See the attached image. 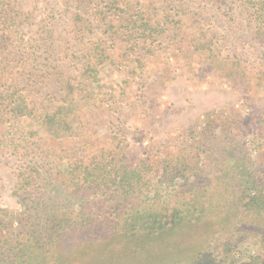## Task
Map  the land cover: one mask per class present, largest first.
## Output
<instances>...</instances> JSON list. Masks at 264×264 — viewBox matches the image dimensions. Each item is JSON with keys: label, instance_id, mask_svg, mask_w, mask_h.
Segmentation results:
<instances>
[{"label": "rangeland", "instance_id": "obj_1", "mask_svg": "<svg viewBox=\"0 0 264 264\" xmlns=\"http://www.w3.org/2000/svg\"><path fill=\"white\" fill-rule=\"evenodd\" d=\"M6 1L15 27L3 55L13 59V80L4 78V84L0 80V92L8 83L24 87L36 115L70 101L75 107L77 130L60 141L52 140L36 120H8L10 106L6 108L7 103L0 101V220L5 224L0 228V246L6 245L0 255L8 247L6 239L21 231L24 208L15 194V184L20 169L32 165L25 162L30 155L36 158L43 177L36 224L48 211L58 214L59 219L62 211L72 212L74 222L62 227L60 222L53 232L69 237L89 230L77 224L81 221L79 214L98 212L107 197L103 191L76 188L70 183L68 163L101 148H110L133 161L148 154L154 171L161 175L167 174L164 167L171 155L188 153L185 146L190 144L191 149L193 141L200 139V144H205L203 153L193 162L204 164L207 172L215 171V161L221 154L230 151L238 155L245 146L255 160L254 173L264 184V82L255 84L252 79L255 72L264 70V54L253 40L250 19L244 13L233 14L235 10L226 11L229 5L224 7L213 0H151L150 5L160 7L167 2L173 7L186 5L188 19L180 26L172 23L178 16L169 6L167 13L173 20L165 27L170 30L153 41L139 42L131 52L118 32L106 30L101 22L89 17V8L87 14L86 8L77 9L64 0ZM76 10L91 23L83 22L89 29L75 22ZM195 25L203 28L204 40L220 56L245 57L251 85L243 79L223 76L209 61L207 49L187 47ZM96 48L102 49L115 65L95 66L98 81L91 82L86 78L89 73L85 66ZM134 58H140L144 65L128 76L130 67L137 65ZM69 85L75 87L71 95ZM28 131L35 133L31 136ZM189 131L194 132L193 137ZM178 181L177 177L162 183V200H168ZM108 227L93 224L89 232L104 237ZM235 237L238 246L228 260L238 263L259 255L263 241L257 235L249 239L244 234ZM220 241L215 240L210 248ZM217 255L225 260L220 253ZM93 256L91 253L81 258L92 260Z\"/></svg>", "mask_w": 264, "mask_h": 264}, {"label": "trees", "instance_id": "obj_2", "mask_svg": "<svg viewBox=\"0 0 264 264\" xmlns=\"http://www.w3.org/2000/svg\"><path fill=\"white\" fill-rule=\"evenodd\" d=\"M150 1L63 2L66 5L73 3L77 9L86 8L87 14L89 8V17L101 22L106 30L118 32L123 37L125 48L133 52L139 42L153 41L170 30L165 27L166 22L173 20L167 13L169 6L170 10H176L178 16L172 23L180 26L188 19L186 5L173 7L171 2H167L160 7L150 5ZM213 1L224 7L229 5L226 11L235 10L233 14L244 13L249 17L253 40L264 54V0ZM73 19L89 29L83 22L91 23L78 10ZM13 21L7 1L0 0V80H13V59L3 55L15 27ZM197 26L190 35L187 47H193L196 51L207 49L209 61L223 76L243 79L251 85L250 67L245 57L220 56V52L204 40L203 28ZM90 56L85 66L89 73L86 78L96 82L98 72L95 66L115 65V61L99 48L92 51ZM134 61L137 65L130 67L128 76L136 74L137 67L144 65L140 58H134ZM255 74L252 77L255 84L264 82V70L259 69ZM74 89L73 85H69V95ZM24 90V87L18 88L14 83H8L0 92L1 103L6 102V108L10 106L6 112L10 115L8 120L20 117L36 120L52 140L60 141L61 137L77 130V118L73 114L75 107L70 101H65L52 111L36 115L34 108L30 107L32 101ZM13 125L9 123V127ZM189 132L193 137L194 132ZM34 133L27 132L31 136ZM19 138L22 141L25 139L24 135ZM200 143V139L193 141L191 149L190 144H186L188 153L171 155L169 160L166 158L169 161L164 167L167 174L161 175L154 171L148 154L133 161L126 160L110 148H101L91 156L83 150L86 155L75 157L68 163L66 172L71 176L69 182L76 188L103 191L107 201L98 212L79 214L81 221L77 224L89 230L72 237L53 233L60 226L58 223L61 222L62 227L64 223L71 225L74 222L72 212L62 211L59 219L58 214L48 211L42 217L44 219L40 218L41 223L36 224V215L41 212L38 209L40 201L37 200L42 194L43 177L36 158L30 155L25 162L32 165L20 169L15 184V194L22 200L24 208L21 231L14 238L6 239L8 247L3 252L7 254L0 255V264H57L60 261L61 264H264V184L254 173L255 160L243 146L238 155H232L230 151L221 154L215 161V171L207 172L203 169L204 164L193 162L204 151L205 144ZM177 177L180 181L176 182L174 192L168 195V200H162L160 186ZM93 224L109 226L107 235L98 237L89 232ZM4 226L0 220V228ZM235 234H244L246 239L257 235L263 241L259 255L238 263L228 260L238 246ZM219 239L221 244L210 248ZM5 248L4 244L0 246V249ZM91 253L95 255L92 260L81 258L89 257Z\"/></svg>", "mask_w": 264, "mask_h": 264}]
</instances>
